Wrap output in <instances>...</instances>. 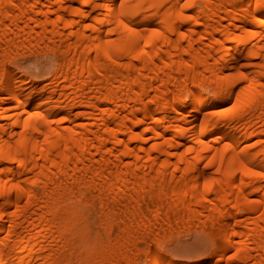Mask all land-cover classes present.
<instances>
[{
  "label": "bare ground",
  "instance_id": "obj_1",
  "mask_svg": "<svg viewBox=\"0 0 264 264\" xmlns=\"http://www.w3.org/2000/svg\"><path fill=\"white\" fill-rule=\"evenodd\" d=\"M186 225L264 264V0H0V264H193Z\"/></svg>",
  "mask_w": 264,
  "mask_h": 264
},
{
  "label": "rangeland",
  "instance_id": "obj_2",
  "mask_svg": "<svg viewBox=\"0 0 264 264\" xmlns=\"http://www.w3.org/2000/svg\"><path fill=\"white\" fill-rule=\"evenodd\" d=\"M29 53L33 54L29 55ZM37 53L27 52L24 55H19L17 61H14L15 68L33 79H48L52 70L49 58L44 56L45 54L40 56ZM148 243L139 241L138 248L142 251ZM217 244L224 246L222 240H218ZM161 248L177 261L196 264L212 249V244L201 229L193 225H186L171 232L161 243ZM148 261L149 257L141 252L140 264H148Z\"/></svg>",
  "mask_w": 264,
  "mask_h": 264
}]
</instances>
